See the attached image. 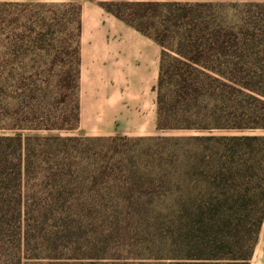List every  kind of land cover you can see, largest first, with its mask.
Masks as SVG:
<instances>
[{"label": "trees", "instance_id": "16d2710c", "mask_svg": "<svg viewBox=\"0 0 264 264\" xmlns=\"http://www.w3.org/2000/svg\"><path fill=\"white\" fill-rule=\"evenodd\" d=\"M9 5L10 32L0 24V264H107L108 239L133 227L92 224L105 218L153 221L152 257L168 264H249L264 220V0L98 1L162 48L157 129L196 132L133 138L50 134L80 120L81 5L0 0ZM53 27L76 33L74 46L56 39L52 63H62L58 87L77 99L44 124L36 66L24 60ZM142 140L165 144L166 158L152 162L161 170L135 161L149 151Z\"/></svg>", "mask_w": 264, "mask_h": 264}, {"label": "crops", "instance_id": "0c3cea01", "mask_svg": "<svg viewBox=\"0 0 264 264\" xmlns=\"http://www.w3.org/2000/svg\"><path fill=\"white\" fill-rule=\"evenodd\" d=\"M81 26L75 135H162L155 91L161 46L94 2L81 5ZM249 264H264V220Z\"/></svg>", "mask_w": 264, "mask_h": 264}, {"label": "rangeland", "instance_id": "374dc122", "mask_svg": "<svg viewBox=\"0 0 264 264\" xmlns=\"http://www.w3.org/2000/svg\"><path fill=\"white\" fill-rule=\"evenodd\" d=\"M2 1V0H1ZM9 2H13L15 0H5ZM75 3L82 5L86 2H94L98 4L99 0H73ZM227 4L233 2V0H222ZM0 17L4 19V22H0V24H4L2 28L5 32L8 31V20L13 18L15 14L14 6L2 7L0 8ZM109 13V12H108ZM111 14V13H110ZM46 16H52V13L48 12ZM74 19V15H69V19ZM0 19V20H1ZM51 28L50 30L45 31V37L41 41V48L35 53H29L31 55L25 58V63L32 59V62L36 66L37 74L33 76V79L40 84L39 90L35 94V103L38 106V113L35 115L38 118V121L44 124H52V122L59 123L63 117V115L67 114L71 107L74 104V101L77 99V90H72L70 87H61L57 85V79L63 72V67L61 64H53L52 59L54 54L59 47H56L57 38H61V41L64 44H72L74 46L76 38H75V31H66L61 30L57 31V27ZM6 29V30H5ZM59 29V28H58ZM3 31V32H4ZM60 36V37H58ZM8 37V36H6ZM72 47H69V50ZM61 58H64L65 61L68 62L71 59V55H61ZM60 94H64L65 100H62V96ZM28 115L26 114V118ZM77 129V128H76ZM76 129L74 130H65V129H54L50 131V134L54 135H61V136H77L75 135ZM28 131H25L27 133ZM48 132L42 131L41 134H46ZM194 131H185V130H172V131H165L162 132L161 136H172V137H179V136H187L191 134H195ZM139 137H146V136H139ZM133 138V137H130ZM148 148V153L144 152V155L141 158H136L135 161L140 163L142 168L146 170H153L158 171L161 170L157 166H153L152 162L154 158H158L159 155H162L166 158V153L163 152V149L166 148L165 144L159 141H147L142 140L139 141L138 148ZM142 152V151H140ZM162 153V154H161ZM158 160V159H157ZM159 161V160H158ZM92 224H96L100 228L102 225L105 228L109 226H113L115 229L118 230V234L123 232V228H132L129 233H127V229L124 230V235L122 237L117 236L113 233L112 236L108 239L109 241L106 243L105 254L106 257L109 258L106 260L107 264H155L159 262L160 264H168L166 259H154L152 257L153 252H155V237H153L154 231V222L151 220H140V221H130V222H112L111 219H99L97 221H93ZM157 226L160 225V222L156 224ZM120 228V230L118 229ZM122 234V233H121ZM154 250V251H153ZM121 254H126L125 256ZM158 260V261H157ZM102 264V263H96Z\"/></svg>", "mask_w": 264, "mask_h": 264}]
</instances>
